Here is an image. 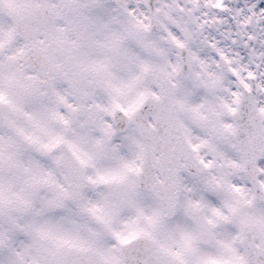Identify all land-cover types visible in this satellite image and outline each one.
Listing matches in <instances>:
<instances>
[{
    "label": "snow or ice",
    "instance_id": "snow-or-ice-1",
    "mask_svg": "<svg viewBox=\"0 0 264 264\" xmlns=\"http://www.w3.org/2000/svg\"><path fill=\"white\" fill-rule=\"evenodd\" d=\"M0 264H264V0H0Z\"/></svg>",
    "mask_w": 264,
    "mask_h": 264
}]
</instances>
